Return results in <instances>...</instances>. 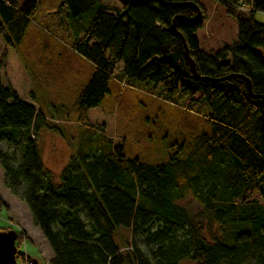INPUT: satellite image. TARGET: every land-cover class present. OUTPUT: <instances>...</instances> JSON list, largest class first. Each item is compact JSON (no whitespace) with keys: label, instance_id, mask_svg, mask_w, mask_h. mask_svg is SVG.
<instances>
[{"label":"trees","instance_id":"obj_1","mask_svg":"<svg viewBox=\"0 0 264 264\" xmlns=\"http://www.w3.org/2000/svg\"><path fill=\"white\" fill-rule=\"evenodd\" d=\"M121 1L122 7H112L66 0L76 19L97 9L73 45L94 66L77 99L76 121L86 134H79L80 153L58 177L43 161L40 133L59 124L0 81V166L53 250L48 264H264V23L255 16L264 12V0H220L237 21V39L210 52L197 34L203 23L192 20L196 8L178 5L198 4L204 20L199 0ZM39 3L0 0L5 46L22 42ZM185 42L201 76L244 75L253 94L241 77L198 78ZM7 57L0 51V70ZM117 81L180 94L183 103L171 105L195 117L184 123L187 131L196 128L193 137L176 144L165 162L128 158L105 126L87 116ZM6 141L21 155L3 148ZM252 192L257 198L248 196ZM188 193L202 207L196 215L180 203ZM216 224L222 234L209 239L206 229ZM120 226L131 233L123 245L115 240ZM17 231L19 248L24 238ZM19 257L39 264L20 248Z\"/></svg>","mask_w":264,"mask_h":264},{"label":"rangeland","instance_id":"obj_2","mask_svg":"<svg viewBox=\"0 0 264 264\" xmlns=\"http://www.w3.org/2000/svg\"><path fill=\"white\" fill-rule=\"evenodd\" d=\"M17 1L19 5H23L27 0ZM199 1L206 10V18L199 30L202 48L208 52L215 51L225 43L236 40L237 21L228 14L222 1ZM102 2L112 7L123 6L121 0ZM96 9L76 19L71 17L66 0H40L22 42L15 47H8L0 40V51L8 52L6 64L0 70V81L3 84L15 87L14 89H18L27 98L33 95L41 105L51 102L56 105L68 104L70 109L74 107L70 116L66 117L56 116L55 112L50 110L56 124H67L64 136L53 131L42 130L40 133L43 161L57 177L73 149L72 137H79L75 130V125L78 128L76 92L78 94L85 82H82L83 74L79 73L83 70L82 61L79 59L81 57L74 51L73 45L79 35H85ZM255 16L258 21L264 23V12L257 11ZM75 55L77 60L73 59ZM41 72L44 77L39 75H42ZM118 73L119 71L116 72ZM117 82L116 90L111 86L101 104L90 110L89 117L91 121L106 126L107 135L113 138L117 145L124 146V153L128 158L139 157L149 163L165 162L172 149L177 147L176 144L193 137L196 128L187 131L184 123L194 121L195 117L171 105L173 102L183 103L180 94L166 93L163 88L155 87L151 83L131 88L124 86L123 81ZM158 106L160 110L156 109ZM58 117H62V121L56 120ZM50 129L55 130L52 127ZM78 140L79 138L77 142L80 143ZM172 145L174 146L171 147ZM2 147L10 148L21 155L20 148L16 145L9 146L7 141L3 142ZM248 196L257 198V194L253 192ZM0 197L7 204L0 208V226L7 227V230L12 228L21 231L24 239L19 246L20 250L36 259L39 264H48L53 250L40 228L35 225L25 202L6 185L5 172L1 166ZM180 203L192 215L198 214L202 209L191 193ZM218 226L216 224L211 229H206L209 239L222 234ZM130 235L127 228L120 226L117 228L115 240L123 245ZM139 239L143 240L141 237ZM17 264L26 262L19 257ZM181 264L194 262L186 259Z\"/></svg>","mask_w":264,"mask_h":264},{"label":"crops","instance_id":"obj_3","mask_svg":"<svg viewBox=\"0 0 264 264\" xmlns=\"http://www.w3.org/2000/svg\"><path fill=\"white\" fill-rule=\"evenodd\" d=\"M197 34H198V36H199V38H200V34H199V31L197 32ZM73 59L74 60H77L78 59V57H77V55H75L74 57H73ZM80 59V61H82V67H83V70H81V71H79V73H82L83 74V77H82V82H85V84L82 86V89L88 84V82H89V80H90V78L92 77V75H93V73H94V66L89 62V61H87L86 59H83V58H79ZM122 67H123V64L122 63H120L119 65H118V71H121L122 70ZM82 69V68H81ZM42 73V72H41ZM44 74H47V73H44ZM40 76H42V77H44L43 76V73H42V75L41 74H39ZM81 82V81H80ZM81 86V85H80ZM111 86H112V88H113V90H116V88H117V84H116V82H113L112 84H111ZM15 88V87H14ZM82 89H80V91L78 90V94H77V92H76V99H78V95H79V93L81 92V90ZM18 92H19V95L22 97V98H25V99H27V100H32V101H34V103L37 105V106H39V108L42 110V111H44V113L47 115V117H49L50 119L51 118H53V120H54V117H53V113H51L50 114V110H53L54 112H55V115L56 116H59V115H61L62 117H66L67 115H69L70 116V114H71V110L74 108H72V109H70L69 108V106H68V104L66 105L65 103L64 104H60V105H56V104H53V103H51V102H49L48 104H42L41 105V103H39V102H37L36 101V99L34 98V97H32L33 95H31V98H27L26 96H23L21 93H20V91L18 90V89H16ZM63 101H65V100H63ZM65 102H67V101H65ZM76 110V109H75ZM90 110H92V109H90ZM90 110L88 111V113H87V116H88V119L90 120V122H92V123H95L94 121H91V119H90V117H89V113H90ZM77 111H78V115H77V117L76 118H78L79 116H81V111L79 110V108H78V104H77ZM62 117H58V118H56V120H61L62 121ZM71 118V117H70ZM66 119V118H65ZM59 124V128L58 129H50V128H44V129H42L43 131L45 130V131H53V132H58L59 134H60V136L61 135H65V132L67 131V124H61V123H58ZM100 124H102V123H100ZM78 125V128L76 127V125H75V130H77V132H76V134H80L81 136H83V134L85 133L86 134V131H81V127L79 126V124H77ZM105 128H106V126H105ZM76 134H74V135H76ZM43 136V135H42ZM72 139H74V141L72 140V151H71V153L69 154V156H68V158H67V160H66V162H65V164L63 165V167H62V169L67 165V163L71 160V158L73 157V156H76V155H78L80 152V148H81V145H80V143L79 142H77V137L76 136H73L72 137ZM40 140H41V138H40ZM77 145V146H76ZM40 146H41V143H40ZM50 168V167H49ZM51 169V168H50ZM62 169H61V171H62ZM52 170V169H51ZM60 171V172H61ZM53 252V251H52ZM53 255H54V253H53ZM53 257V256H52ZM34 259V258H33ZM36 260V259H35ZM37 261V260H36Z\"/></svg>","mask_w":264,"mask_h":264},{"label":"water","instance_id":"obj_4","mask_svg":"<svg viewBox=\"0 0 264 264\" xmlns=\"http://www.w3.org/2000/svg\"><path fill=\"white\" fill-rule=\"evenodd\" d=\"M162 1H164V0H162ZM178 5L193 6L197 10V15L192 20L193 21H200V22L203 21L202 9L200 8V6L198 4H195L193 2H184V3H178ZM173 27L176 29L175 23L173 24ZM185 48H186V56L190 62L192 71L198 78L205 79V80H216L217 81V80L229 79V78H233V77H241V78H244L247 80L249 91L251 94H253L251 81L248 78H246L244 75L232 74V75H228V76H225V77H222L219 79H213L210 77L201 76L197 71L196 62H195L194 58L191 56L186 42H185ZM18 238H19V234H18V231H16L15 229L0 230V264H17L18 255H19V248L17 245Z\"/></svg>","mask_w":264,"mask_h":264},{"label":"built area","instance_id":"obj_5","mask_svg":"<svg viewBox=\"0 0 264 264\" xmlns=\"http://www.w3.org/2000/svg\"><path fill=\"white\" fill-rule=\"evenodd\" d=\"M123 85H124V86H126V84H125V83H123Z\"/></svg>","mask_w":264,"mask_h":264}]
</instances>
